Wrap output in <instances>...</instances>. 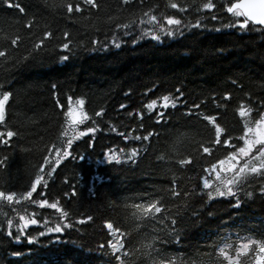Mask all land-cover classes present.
<instances>
[{
  "label": "trees",
  "instance_id": "1",
  "mask_svg": "<svg viewBox=\"0 0 264 264\" xmlns=\"http://www.w3.org/2000/svg\"><path fill=\"white\" fill-rule=\"evenodd\" d=\"M11 2L25 11L0 0V98L11 94L0 131L17 133L0 143V191L17 193L11 202L0 199V264H226L218 247L227 233L264 242V177L253 174L235 196L214 191L218 161L243 147L245 124L254 126L264 115V29L239 27L244 18L226 11L236 0H211V10L203 8L209 0H97L98 8L83 0ZM69 3L82 10L68 13ZM169 17L181 19V26H168ZM197 21L202 27H192ZM165 95L177 107L170 100L162 108ZM69 98L77 108L84 101L88 119L80 130L96 131L75 141L72 155L57 166L52 149L64 146ZM241 106L249 115H239ZM149 133L148 140L136 139ZM37 175L44 177L37 193L23 199ZM204 179L211 188L203 187ZM173 189L181 195L174 197ZM41 200L68 215L40 207ZM156 201L161 213L143 216L135 207ZM21 215L38 223L21 231ZM58 222L72 227L49 233ZM109 222L124 236L109 230ZM120 239L125 247L113 253L108 242ZM256 251L239 264H255Z\"/></svg>",
  "mask_w": 264,
  "mask_h": 264
},
{
  "label": "snow or ice",
  "instance_id": "2",
  "mask_svg": "<svg viewBox=\"0 0 264 264\" xmlns=\"http://www.w3.org/2000/svg\"><path fill=\"white\" fill-rule=\"evenodd\" d=\"M124 4L127 5L130 3V0H123ZM84 5L91 6V8H98L99 5L97 3V0H83ZM8 7H16L19 9L20 12H24L25 9L19 5V4H13L11 0H8L7 3ZM68 13H72L73 11L80 12L82 10V7L80 4L73 5L71 3L66 5ZM172 8H177L178 5L176 3L171 4ZM214 7V5L211 3V0H209L208 3H205L203 5L204 9L211 10ZM226 11L230 13L234 17H243L244 19L239 23V27L241 29H247L249 27V22L255 25H264V0H236V2L231 3L229 7H227ZM145 15H148L145 13ZM212 19H216L217 17L212 16ZM151 21H156V16L153 15L150 17ZM143 23V21H141ZM166 24L168 26H181L182 21L181 19H176L169 17L166 20ZM233 26V25H229ZM29 27H31V23H29ZM123 28L127 29L129 27L128 24L122 25ZM192 27H202V25L197 21L196 24H193ZM219 31L220 29H216ZM160 31L163 32L165 35L168 36H174L175 32L171 29H165L164 27L160 28ZM51 33H46L45 36H51ZM67 35V34H66ZM19 37L16 39H13L11 41L12 45H17ZM151 39L153 40H159L160 36L157 34H152ZM43 44V39L41 40L40 44L35 45L37 49L41 47ZM63 49L67 50L69 49V44L65 42L62 45ZM115 47L119 48L120 44L116 43ZM5 52L0 51V57H4ZM69 57L68 56H62V60H67ZM177 92H180L179 89H177ZM10 93H5L2 98H0V123L4 122V110H5V105L8 102L10 98ZM182 93L181 96L178 97L177 99L182 98ZM72 98H69V104L67 107V111L64 113L65 120H66V127L63 129L61 135L65 137L64 141V146H53L52 151L55 152V163L57 166H59L61 159L62 158H67L72 155V147L75 141H77L79 138L84 137L88 135V133L95 132L96 129L94 128H88L87 131L80 130L79 126L88 119V116L85 112L82 111L83 106H84V101L81 99L77 102L78 108L74 107L72 102ZM225 99H228V96L225 97ZM170 96L165 95L163 97V104L161 105L162 108L167 109L170 106ZM156 105V102L153 101L152 103L148 104L147 107L149 109H153ZM121 107H125L124 105H121ZM171 107L175 108L177 107V102L176 100H171ZM195 107L199 108L200 105H195ZM250 109H245L243 106H241V110L239 112V115L241 117H245L249 115ZM191 114V113H189ZM97 116L101 115L100 112L96 113ZM159 117L164 116V112L158 113ZM209 121L214 122L215 118L214 117H206ZM160 119H157V123H160ZM220 132L221 128L217 127L216 128V143H221V138H220ZM17 133L12 131V130H7V131H0V143L7 145L9 141L16 136ZM152 133H149L148 135L143 136L142 138L140 136H137L136 139L140 140H148ZM241 139L244 141V146L239 147L237 151L229 153L226 160L221 159L218 161L219 165V171L217 172V180L218 183L216 184V187L214 189L215 194L219 195L220 197H225V196H235L236 195V189L240 187L243 183H245L250 176L253 174L259 175L261 177H264V115H262L259 119L255 121L254 126H252L250 123L245 124V130L244 134L241 137ZM225 144H230L229 141H223ZM257 145H261L259 149H256ZM256 149V155H252L253 150ZM204 152L208 153L210 152V149L205 147ZM137 155V150L133 149L132 151V156L135 157ZM247 157L248 159L241 165L240 161L241 159ZM2 163V162H0ZM50 161L45 158V164H49ZM181 164H190V160H182L180 162ZM217 164L212 165L211 171H216ZM56 167L51 168V171L48 172V175H52L55 173ZM205 171H208L206 169ZM45 168L41 167L40 168V173H44ZM220 172H226V173H231L232 175L230 177L227 176H221ZM44 179L43 175H37L35 178V181L31 184V189L27 191L23 195V199H32L34 193H37L38 191V186L41 184V181ZM47 185L45 184V187ZM203 187L205 189H209L212 187L211 182L209 179H204L203 181ZM261 193L264 194V187L261 188ZM75 195V192H73ZM210 198H213V192H208L207 193ZM17 195L15 192H9L5 193L4 191H0V199H6L7 201L11 202L14 197ZM172 195L174 197H179L181 193L178 190L173 189L172 190ZM249 196L252 195V193H248ZM17 203H19V200H17ZM160 201L156 202H149L146 205L144 204H137L135 207L137 209L142 210L143 216H148L150 213H161V207L158 206ZM48 206L51 209H55L57 212L60 213L61 217H66L68 214L65 212L63 209L58 207L57 203H49L47 200H41L40 201V207ZM236 207H239V204L235 205ZM138 218H143V217H138ZM89 220H91V217H88ZM20 221H22V224L20 225V230L22 231L23 228L28 227L29 225H36L38 221L36 219H31V218H26L25 216L21 215L20 216ZM79 223H84V220L78 221ZM47 221H45V224ZM176 223L175 219L172 220V224L174 225ZM9 228L12 227V221H8ZM72 227L71 224H61L57 223L55 227H50L47 229L49 233L55 232V233H60L64 230V228ZM106 227L109 230H112L114 233L115 232H120L121 237L124 236V233L121 232L119 228H113L112 223H107ZM10 236L12 235L11 231L8 233ZM45 235L44 232H40V236ZM18 239V237H17ZM33 240L30 238L29 243H32ZM251 243H256L257 244V251H256V256H255V264H264V242H256L252 241ZM109 247H111L113 253H118L120 252L121 249L125 247V243L123 239L117 240L115 243L112 242L111 240L108 242ZM250 244H243L242 245V250L244 253H246L249 248ZM103 247V245H101ZM148 248H152V244L146 245ZM241 253L238 252L237 256H239ZM124 255H127V253H124ZM220 256H222L228 264H239L237 260H235L233 257L228 255L227 251L225 249H221ZM118 260L120 259L119 256L116 257ZM121 264L123 262L121 261ZM159 264H165L164 260H161ZM168 264H174V262L169 261Z\"/></svg>",
  "mask_w": 264,
  "mask_h": 264
},
{
  "label": "rangeland",
  "instance_id": "3",
  "mask_svg": "<svg viewBox=\"0 0 264 264\" xmlns=\"http://www.w3.org/2000/svg\"><path fill=\"white\" fill-rule=\"evenodd\" d=\"M243 244H248V241H246V242L243 241V242L241 243V245H238V252H241V253L243 252V250H242V245H243Z\"/></svg>",
  "mask_w": 264,
  "mask_h": 264
},
{
  "label": "water",
  "instance_id": "4",
  "mask_svg": "<svg viewBox=\"0 0 264 264\" xmlns=\"http://www.w3.org/2000/svg\"><path fill=\"white\" fill-rule=\"evenodd\" d=\"M255 25V24H254ZM257 26H261V27H263L264 28V25H257Z\"/></svg>",
  "mask_w": 264,
  "mask_h": 264
}]
</instances>
